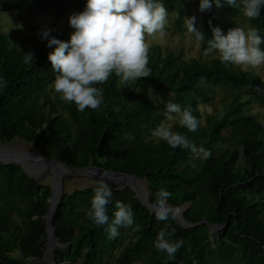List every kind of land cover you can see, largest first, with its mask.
<instances>
[{
    "label": "trees",
    "instance_id": "obj_1",
    "mask_svg": "<svg viewBox=\"0 0 264 264\" xmlns=\"http://www.w3.org/2000/svg\"><path fill=\"white\" fill-rule=\"evenodd\" d=\"M87 0H0V9H27L34 14L60 17L69 8L84 10ZM178 13L174 27L181 29L182 6L200 0H159ZM238 7L225 4L200 13L197 29L205 35V51L212 28L224 33L231 25L245 31L258 29L264 37V7L257 19L249 20ZM51 36L70 39L67 27H50ZM43 30L10 36L0 29V143L18 137L48 158L60 159L67 167L90 163L113 171L133 173L145 179L149 202L161 189L171 196L174 208L190 202L184 218L190 223L206 219L223 225L212 236L206 223L183 228L174 219L159 221L129 187L113 190L108 205L109 221L97 226L87 216L97 186L64 192L52 223L59 243L54 249L61 262L69 264H264V228L252 218L264 209V123L249 113L250 97L264 100V82L253 70L225 67L210 60L179 59L161 45L149 47L151 76L122 85L115 75L103 84V103L97 110H77L60 100L53 90L56 73L48 60ZM264 50V44L261 45ZM31 52L32 62H23ZM236 90L221 101L222 110L194 133L181 128L197 147L211 150L209 159L194 158L189 149L170 148L152 136L165 118V105L178 103L191 108L199 120L198 106L210 104L219 91ZM162 93L170 98H162ZM200 122V121H199ZM51 187L28 175L18 164L0 163V264H28L42 259L46 248L45 215ZM117 201L130 205L134 223L119 228L108 238ZM167 229L171 240L184 241L174 259L154 247L157 234ZM174 230V231H173Z\"/></svg>",
    "mask_w": 264,
    "mask_h": 264
},
{
    "label": "clouds",
    "instance_id": "obj_2",
    "mask_svg": "<svg viewBox=\"0 0 264 264\" xmlns=\"http://www.w3.org/2000/svg\"><path fill=\"white\" fill-rule=\"evenodd\" d=\"M213 4L217 9L225 4L238 7L237 0H200L199 11H210ZM241 11L249 20L257 19L264 7V0H242ZM168 10L159 0H87L85 8L73 13L68 23L74 31L68 41H62L45 28L41 39L47 40L48 60L56 73L53 90L59 94L61 101L73 103L77 110H97L103 103V90L96 85L107 82L115 75L122 85H131L139 79L149 78V43L146 37L163 35L167 25ZM196 17L186 18L188 31L203 41L205 35L195 27ZM264 37L258 29L245 31L240 27L229 29L226 34L219 27L212 28V38L207 40L206 53L216 52L225 67L237 66L256 70L264 67ZM31 52L24 53L23 62H32ZM257 91H264L257 87ZM176 114L178 124L189 133L198 130L200 122L192 114L191 108H182L178 103L168 102L165 105L166 120ZM157 140H162L172 148L189 149L194 158L209 159L211 150L203 146L197 147L188 137L173 131L166 122L152 132ZM113 190L103 179L97 181L90 209L86 216L97 226L109 221L108 205L112 203ZM171 194L161 189L156 193L152 205L155 217L159 221L175 219L181 212L179 207L173 208L168 200ZM114 219L107 232L109 239L119 236V228H130L134 223L131 206L117 201ZM174 231V230H173ZM167 229L161 230L154 241L158 252L165 253L169 260L175 258L177 251L183 247L182 239L171 240Z\"/></svg>",
    "mask_w": 264,
    "mask_h": 264
},
{
    "label": "rangeland",
    "instance_id": "obj_3",
    "mask_svg": "<svg viewBox=\"0 0 264 264\" xmlns=\"http://www.w3.org/2000/svg\"><path fill=\"white\" fill-rule=\"evenodd\" d=\"M164 6L168 10L167 16V25L165 28V32L163 35L157 34L155 37H146V42L149 43V47L155 44L161 45L163 51H172L179 59L186 60L189 58H198L200 60H210L214 56L218 55L216 52L206 53L201 50L200 40H198L194 33L188 31L186 26V18L195 16L196 23L195 27L197 28V21L199 20L200 13L196 6L185 2L182 6V21H181V29L178 30L174 27V21L176 20L178 13L175 10V4L171 6L174 10H171L166 4ZM76 13L75 8L67 9L64 14L60 17L53 16L51 14H34L27 9H18V8H9V9H0V29L10 35L15 36L17 34H23L29 32L30 30H44L45 28L50 27H60L66 26L67 32L70 37L71 33L74 31L68 23L69 17ZM235 28V26L231 25L227 28L229 29ZM224 32V34L227 33ZM237 67V66H235ZM241 68V67H238ZM247 69V68H241ZM253 72L260 76V78L264 82V67L253 70ZM236 90H226L223 89L218 92L214 101L210 104H201L198 106V109L201 113V117L199 119L202 125L207 124V119L213 120L222 110L221 101L226 98L234 97L236 94ZM170 94L162 93V98H170ZM251 103L249 104V113L254 115L256 120L264 123V100L255 99L250 97ZM178 122L176 114H172V119L166 120L164 118L161 122H166L169 127L172 128L174 122ZM154 139H157L154 137ZM13 148L16 149H26L38 151V148L32 147L25 140L20 139L18 137L9 141ZM101 167V166H100ZM99 177H91V176H68L63 181L64 192H72L74 189H82L91 185H96ZM40 183L45 185L52 186L53 178L49 173H45L40 179ZM110 185V184H109ZM112 186V185H110ZM255 222H257L262 228H264V209L261 210V213L254 215L252 218ZM59 243V242H58ZM60 245V246H59ZM55 249H61L62 251L66 248V245L59 243ZM52 264H69L67 262H61L55 256L53 251L50 256ZM28 264H45L41 259L30 261Z\"/></svg>",
    "mask_w": 264,
    "mask_h": 264
},
{
    "label": "water",
    "instance_id": "obj_4",
    "mask_svg": "<svg viewBox=\"0 0 264 264\" xmlns=\"http://www.w3.org/2000/svg\"><path fill=\"white\" fill-rule=\"evenodd\" d=\"M8 142L9 141H4L3 143H0V163L18 164L28 175L37 181H39L45 173H49L53 178L51 195L48 199L49 207L45 215V232L47 241L46 248L44 249L41 259L45 264H52L50 259L52 245L55 241H58L55 235V227L52 223V217L64 193L63 181L68 176L99 177L106 183L112 185L113 188L121 189L129 187L134 191L135 197H137L139 202L150 212L154 213L152 208L153 204L149 202V192L146 188L145 179L139 178L133 173L113 171L104 167L95 166L92 163L86 167L69 168L60 159L48 158L41 154L39 150H30L27 152L21 149L12 148L11 144ZM262 176H264V171ZM189 206L190 202L181 206L180 217L176 216L174 219L181 227L191 228L201 223H206L209 227V233L214 236L223 226L219 224H212L205 218L196 223L188 222L185 220L183 214Z\"/></svg>",
    "mask_w": 264,
    "mask_h": 264
},
{
    "label": "bare ground",
    "instance_id": "obj_5",
    "mask_svg": "<svg viewBox=\"0 0 264 264\" xmlns=\"http://www.w3.org/2000/svg\"><path fill=\"white\" fill-rule=\"evenodd\" d=\"M11 147H12V145H11ZM13 148V147H12ZM21 150H24V151H30V150H26V149H21ZM31 151H33V150H31ZM178 217H180V213L177 215ZM59 245V243H58V241H55L54 243H53V245H52V251H51V255H52V253H53V251H54V249L56 248V246H58ZM60 246V245H59ZM50 255V256H51Z\"/></svg>",
    "mask_w": 264,
    "mask_h": 264
}]
</instances>
